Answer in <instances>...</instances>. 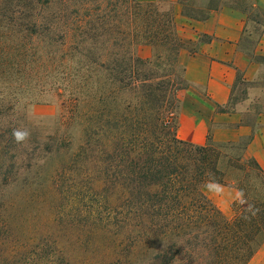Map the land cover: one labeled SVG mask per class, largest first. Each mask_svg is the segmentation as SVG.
Instances as JSON below:
<instances>
[{
  "label": "trees",
  "instance_id": "obj_1",
  "mask_svg": "<svg viewBox=\"0 0 264 264\" xmlns=\"http://www.w3.org/2000/svg\"><path fill=\"white\" fill-rule=\"evenodd\" d=\"M161 3L0 0V84H9L0 89V264H90L94 256L83 254L95 242L112 264H249L256 255L264 169L246 158L249 140L208 137L196 146L177 137V93L189 86L179 52L196 42L180 39ZM217 9H184V17L201 21ZM139 44L153 56L135 57ZM44 94L69 116L60 115L45 139L15 142L6 119ZM79 168L87 173L80 177ZM89 178L93 189L81 193ZM205 183L238 189L230 217L202 194ZM87 192L95 200L84 199ZM57 202L70 216L73 206L94 208L100 215L85 216L105 227L57 233L46 221L51 206L62 209ZM127 234L134 242L122 262Z\"/></svg>",
  "mask_w": 264,
  "mask_h": 264
},
{
  "label": "crops",
  "instance_id": "obj_2",
  "mask_svg": "<svg viewBox=\"0 0 264 264\" xmlns=\"http://www.w3.org/2000/svg\"><path fill=\"white\" fill-rule=\"evenodd\" d=\"M246 2L253 10L264 12V0ZM175 15L176 23L178 18L184 22L180 32L185 40L196 42L192 52H179L184 79L202 95L195 102L201 109L179 108L177 137L196 146L205 145L208 137L218 144L249 140L246 158L264 169V25L249 20L243 10L231 5L219 7L201 21ZM246 38L252 41L249 47ZM238 80L249 86L243 100L232 105ZM227 106L229 110L218 109ZM201 192L225 217L231 216L240 197L235 186L225 184L205 183Z\"/></svg>",
  "mask_w": 264,
  "mask_h": 264
},
{
  "label": "rangeland",
  "instance_id": "obj_3",
  "mask_svg": "<svg viewBox=\"0 0 264 264\" xmlns=\"http://www.w3.org/2000/svg\"><path fill=\"white\" fill-rule=\"evenodd\" d=\"M161 6L164 10L171 11L174 15L180 14L181 17H184V9L188 10L191 8H198V10L201 12V14H205V9L209 6V3L214 8H219L222 5H232L237 6L241 10L245 12L247 15V18L256 24L264 25V12H259L257 10H253L252 6L246 2V0H160ZM46 13V11H45ZM44 15V13L42 12ZM178 18V17H177ZM186 18V17H185ZM176 19V15H175ZM184 24L182 18L177 19V29L179 30V37L180 39L185 43V36H183L182 32H180L181 25ZM181 26V27H180ZM251 26L254 27V24H251ZM257 29L258 26H255ZM244 43L247 47H249L252 43V41L249 38H246L244 40ZM193 46L186 44L183 46V49L190 50ZM133 53L135 57H138L140 59H149L153 56V49L147 45V44H139L137 45ZM163 57L160 61L161 69H164L165 67V52L162 53ZM179 63L182 64L181 58L178 59ZM70 70H73L75 68V64H69ZM68 67V65L66 66ZM181 66L177 67L174 73V77L172 78L174 81L178 82V76L181 73ZM249 84L243 83L240 80H238L234 87V93H233V100L232 105L239 103L243 100L245 93H246V87H248ZM1 87H9V84L2 83L0 84ZM178 99H179V106L176 110V114H178L179 108L181 106L187 107L192 110H198L202 108V105L197 102L202 95L201 92L191 87L190 85L186 88V90H180L178 93ZM26 101H23L20 105L18 113H15L14 115L11 113L10 117H8L6 120L11 123L12 125L16 126V129L21 130H28L30 133L29 136H35V138H41L45 139L47 136H50L55 133V122L57 121V118L60 115H65L67 118L69 114L65 109H63L61 105V101L56 99L55 97L51 96V94H44L41 96V99L38 103H32L30 105H24L26 104ZM177 120V115H176ZM74 138L80 139L83 135L80 128L76 127L74 130ZM77 145V143H75ZM87 173V171L83 168H79L78 174L81 176H84ZM97 175V174H95ZM93 178V177H92ZM93 180L91 178L86 179V181L80 182V192L86 193V190L93 189L92 187ZM92 193V190H91ZM91 193L87 192L84 199H94ZM81 200V198L79 199ZM95 200V199H94ZM58 205H61L62 209H57L55 211L52 210L53 206H51V209H49V215L46 219L47 222L50 221L52 218L53 221H51L50 227L56 231L57 233L62 234L64 233H74L75 231L80 230H89V229H95L93 231H99L101 232L103 230L104 224L96 218V222L92 221L91 219H88L85 214L87 212H90L92 214V211L95 215H100L98 211H96L94 208H79V206H73V214L70 216L68 213L64 214L65 210L63 209L64 206L67 207L66 202H57ZM85 211V212H84ZM102 211V210H101ZM93 215V214H92ZM232 215V214H231ZM124 245L119 251V255L121 256L122 262L124 261L125 257L128 255V251H130L132 242H134V237H130L129 234L124 235ZM106 243V240H104V244ZM103 245V243L101 242ZM99 245V244H98ZM155 251V250H154ZM153 251V252H154ZM84 256L87 257H93L92 262L90 264H112V257H109L108 259H103V252L102 250H99L96 242L94 243V246L91 244L88 246V251H86ZM114 261V260H113ZM145 264H152L151 262H144ZM115 264V262H113ZM249 264H264V238L260 242V247L254 256V258L250 261Z\"/></svg>",
  "mask_w": 264,
  "mask_h": 264
},
{
  "label": "clouds",
  "instance_id": "obj_4",
  "mask_svg": "<svg viewBox=\"0 0 264 264\" xmlns=\"http://www.w3.org/2000/svg\"><path fill=\"white\" fill-rule=\"evenodd\" d=\"M30 133L28 132V130H21V129H14L12 136L15 140V142L17 143H21L24 142L28 139ZM248 211H253V207L251 205H249Z\"/></svg>",
  "mask_w": 264,
  "mask_h": 264
}]
</instances>
